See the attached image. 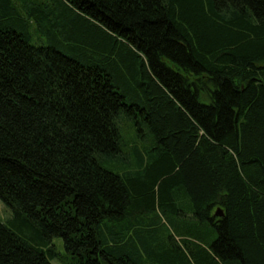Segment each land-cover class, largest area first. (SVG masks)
Here are the masks:
<instances>
[{"label":"trees","instance_id":"obj_1","mask_svg":"<svg viewBox=\"0 0 264 264\" xmlns=\"http://www.w3.org/2000/svg\"><path fill=\"white\" fill-rule=\"evenodd\" d=\"M0 200V264H264V0H0Z\"/></svg>","mask_w":264,"mask_h":264},{"label":"rangeland","instance_id":"obj_2","mask_svg":"<svg viewBox=\"0 0 264 264\" xmlns=\"http://www.w3.org/2000/svg\"><path fill=\"white\" fill-rule=\"evenodd\" d=\"M31 42L37 43L39 42V40L33 37ZM120 125H121V130H122L121 135L123 136V139L125 142V145L122 146V150L124 152H129L131 150V145L133 141H136L138 145L142 144V143L140 144V142L142 141L138 137V134L134 132L135 127L133 126L132 121L124 120L122 123H120ZM122 164L124 166H127V163L123 162L122 160L117 159V160H114V163H113V165L115 166L113 165L109 166L106 164V167L117 172L119 171L120 168L123 167ZM11 214H12V209L0 200V219L4 221L6 218L10 217ZM159 224L161 227L157 230V236L155 237V240L153 241V244H156L158 247H159V244H161L163 241H166V232L163 228L162 223H159ZM54 244H55V249L57 252V257L52 260V263L53 264H72V258L69 255V253H67L64 250L62 246V241L60 240V238H54ZM141 252H142V255H141L142 263L141 264H147L148 255L143 250Z\"/></svg>","mask_w":264,"mask_h":264},{"label":"water","instance_id":"obj_3","mask_svg":"<svg viewBox=\"0 0 264 264\" xmlns=\"http://www.w3.org/2000/svg\"><path fill=\"white\" fill-rule=\"evenodd\" d=\"M215 214L220 216V215H222V212H221L219 209H217V210L215 211Z\"/></svg>","mask_w":264,"mask_h":264}]
</instances>
